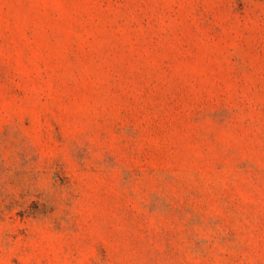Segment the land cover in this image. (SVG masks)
Listing matches in <instances>:
<instances>
[{
    "label": "rangeland",
    "instance_id": "rangeland-1",
    "mask_svg": "<svg viewBox=\"0 0 264 264\" xmlns=\"http://www.w3.org/2000/svg\"><path fill=\"white\" fill-rule=\"evenodd\" d=\"M0 264H264V0H0Z\"/></svg>",
    "mask_w": 264,
    "mask_h": 264
}]
</instances>
